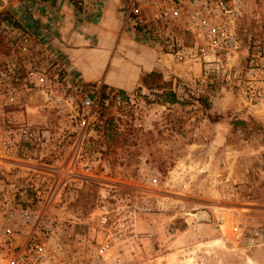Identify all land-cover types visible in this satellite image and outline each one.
I'll return each instance as SVG.
<instances>
[{"label": "rangeland", "instance_id": "rangeland-1", "mask_svg": "<svg viewBox=\"0 0 264 264\" xmlns=\"http://www.w3.org/2000/svg\"><path fill=\"white\" fill-rule=\"evenodd\" d=\"M24 1L13 0L0 12L18 23L27 13ZM74 2L76 7H83L78 0ZM262 5L261 0L247 4V14L239 28L243 49L227 81L223 79L222 61L216 64L218 69L211 71L206 61L165 54L133 35L124 24L131 41L153 50L157 66L152 70L161 76L157 80L174 89L179 101L185 102L181 104L146 102L142 96L153 98L146 88L143 95H136L139 78L148 71L122 88L111 83L67 82L62 68L20 25L38 55V60L28 64L33 53L14 45L4 29L7 22L0 21V67L14 62L22 75L27 68L44 69L41 84L32 81L28 91L16 85L20 105L12 119L45 133L48 142L62 139L59 148L47 143L38 153L29 146L18 155L23 170H37L39 180H45L38 184L42 187L39 193H26L27 200L40 203L53 220L50 242L68 260L81 264L89 254L94 229L91 216L99 200L104 198V203L111 204L126 197L148 207L138 216V230L150 233L153 239V246L147 247L143 240L135 248L132 260L136 262L264 264ZM251 53L256 64L249 62ZM102 84L124 90L129 97L127 104L117 103L123 112L111 107L114 115L128 122L119 125L126 140L113 154L102 153L100 135L94 130ZM83 94L94 99V106L87 125L78 128ZM198 95L207 97L209 108L204 109L191 97ZM235 120L242 123L233 125ZM77 153L88 166V172L80 175L87 179L82 183L64 182L63 170ZM61 161V167L48 168ZM48 171L53 172L54 180ZM197 211H206L208 220H196Z\"/></svg>", "mask_w": 264, "mask_h": 264}, {"label": "built area", "instance_id": "built-area-1", "mask_svg": "<svg viewBox=\"0 0 264 264\" xmlns=\"http://www.w3.org/2000/svg\"><path fill=\"white\" fill-rule=\"evenodd\" d=\"M82 1L77 3L82 4ZM250 1L123 0V18L126 28L153 49L181 58L193 57L198 62L206 61L210 63L211 71L218 69L216 64L222 61L220 67L224 72L223 79L227 81L243 49L239 28ZM261 1L264 9V0ZM4 29L14 45L25 50L29 48L33 53L28 64L38 60L26 31L9 24ZM249 55V62H254V55ZM208 56L212 58L206 59ZM53 77L56 79V75ZM43 79L42 67L39 70L27 68L23 75L14 62H5L0 67V264H76L50 242L53 220L43 211L42 205L27 200L26 193H39L42 187L38 184L45 180H39L37 170L25 171V167L19 165L22 160L19 151L27 150L29 146L40 153L47 143L57 148L62 145V139L54 138L48 142L45 133L34 130L27 122L14 123L12 119L20 105L16 85L20 84L28 91L32 81L38 85ZM93 106L94 99L83 94L78 128L87 125ZM62 163L48 168L61 167ZM87 172L86 162L77 153L63 170L64 182H85L87 178L80 175ZM48 174L54 180L53 172L48 171ZM103 199L99 200L101 203L91 216L94 222L91 250L81 264H143L132 259L135 248L143 240L147 241V247L153 246L150 233L138 230V216L147 212L148 207L130 202L126 197H119L111 204L104 203Z\"/></svg>", "mask_w": 264, "mask_h": 264}, {"label": "crops", "instance_id": "crops-1", "mask_svg": "<svg viewBox=\"0 0 264 264\" xmlns=\"http://www.w3.org/2000/svg\"><path fill=\"white\" fill-rule=\"evenodd\" d=\"M24 2L27 13L19 25L62 68L67 82L122 88L157 66L153 50L131 41L125 31L123 0H84L81 8L74 0Z\"/></svg>", "mask_w": 264, "mask_h": 264}, {"label": "trees", "instance_id": "trees-1", "mask_svg": "<svg viewBox=\"0 0 264 264\" xmlns=\"http://www.w3.org/2000/svg\"><path fill=\"white\" fill-rule=\"evenodd\" d=\"M0 21H5L7 22V24L13 25L16 28L20 27V25L15 20H13L9 14L4 12H0ZM1 42L2 41L0 39V44ZM159 75L154 70H150L145 73L139 78L134 93L136 95H143V89L146 88L153 96V98L151 99L146 98V96H142L143 99L146 100V102L150 101L159 104L185 103L183 101H179L174 89H172L170 86L166 88L163 82L159 83V79L157 80V77ZM191 97L198 101L204 109L209 108V102L205 95H198L196 98H194L193 96ZM128 100V94L125 93L124 90L116 88L113 89L106 84H102L100 86L97 96L98 112L94 124V130H96V132L100 135V143L101 146L104 147V150L102 152L103 154H113L116 149L120 148L124 144L126 140V133L124 134V132L119 129V125H127L128 122L123 121L118 116L114 115L111 111V107L115 106L116 110L123 112V109H120L121 106H119V104L117 103L118 101H120L127 104ZM238 123H242V121L235 120L234 122H232L233 125H236Z\"/></svg>", "mask_w": 264, "mask_h": 264}, {"label": "water", "instance_id": "water-1", "mask_svg": "<svg viewBox=\"0 0 264 264\" xmlns=\"http://www.w3.org/2000/svg\"><path fill=\"white\" fill-rule=\"evenodd\" d=\"M12 1H13V0H0V11H1L4 7H6L10 2H12ZM201 214H204V215H206L207 217L204 218V216L201 215ZM194 218H195L196 220H208L209 215H208V213H207L206 211H197V212L194 213Z\"/></svg>", "mask_w": 264, "mask_h": 264}]
</instances>
